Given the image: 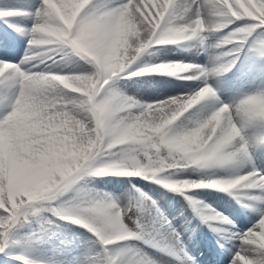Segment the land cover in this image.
Segmentation results:
<instances>
[{"label": "snow or ice", "instance_id": "1", "mask_svg": "<svg viewBox=\"0 0 264 264\" xmlns=\"http://www.w3.org/2000/svg\"><path fill=\"white\" fill-rule=\"evenodd\" d=\"M0 21L2 264H196L168 194L229 264H264V0H27ZM169 46L188 55H157ZM156 76L184 87L122 90ZM105 176L128 186L106 191ZM208 189L250 227L198 200Z\"/></svg>", "mask_w": 264, "mask_h": 264}, {"label": "bare ground", "instance_id": "2", "mask_svg": "<svg viewBox=\"0 0 264 264\" xmlns=\"http://www.w3.org/2000/svg\"><path fill=\"white\" fill-rule=\"evenodd\" d=\"M20 3L22 6L26 5L27 0H0V6H5L8 4L13 3ZM24 19H20L17 22H23ZM24 24V23H23ZM5 30L11 31V29H8L7 24L0 25V32H4ZM25 43L22 39L17 37V44L15 48H13L10 52V55L13 59H19L20 56L23 55L24 52ZM158 56L167 55L170 58L174 56H187V53L179 52L177 49L173 47H169V50L167 53H157ZM199 62H203V58H197ZM138 82L136 83H126L122 85V90L126 92L127 95L134 94V96L144 98L146 95H150V98H153L155 96H159L161 94L171 92V91H181L184 87V82H172L168 80L167 78H164L162 76H156V77H140L137 78ZM137 94V95H136ZM153 96V97H151ZM147 98V99H150ZM262 166H264V161H261ZM99 183L100 187H105V185H109L111 191L119 194L123 189H121L122 183L120 180L112 177H108V179H99L97 182ZM124 185V184H123ZM153 191L151 194L154 196H159L160 193L158 191H155V186H150ZM148 188V187H146ZM148 191V189H146ZM219 192V191H218ZM217 193V192H216ZM222 193V192H219ZM207 200L211 202V204H214V206H217L223 210V208L227 209V215L224 216H231V220L236 224L237 228L239 230H245L246 228L250 227L252 216L249 214H245L243 211H236V208L232 204H223L221 202V197L219 194H212L211 196L207 197ZM161 204L166 208L167 210L171 211L172 213L177 212V217L174 220V224L178 231L182 233V237L184 238V242L187 246L188 252L191 254L192 257L195 258L196 264H229V261L231 259L230 255L225 254L229 248V245L225 243V247L221 249L220 245H217L218 249H215L213 246H209L207 241L211 240L212 238H216L215 234L210 231L207 224H204L206 227H204L203 234L201 235L202 231L201 229L196 227L194 224V216L193 211L190 208L184 209L181 205L182 203H177L175 200V197H173L171 194H168L163 197L161 200ZM206 204V203H205ZM235 206L238 205L234 203ZM183 210V214H181ZM191 211V212H190ZM239 215H238V214ZM192 215V217L190 216ZM198 220V219H197ZM213 220H210L208 223L212 224ZM196 222H199L196 221ZM217 220L215 224H217ZM200 224V223H199ZM203 224V223H202ZM203 237V241H202ZM201 247L204 250L199 254L197 252L198 248ZM234 250V249H233ZM222 260L224 262H222ZM10 263L16 264L15 261H11Z\"/></svg>", "mask_w": 264, "mask_h": 264}, {"label": "rangeland", "instance_id": "3", "mask_svg": "<svg viewBox=\"0 0 264 264\" xmlns=\"http://www.w3.org/2000/svg\"><path fill=\"white\" fill-rule=\"evenodd\" d=\"M19 24H25L26 23V21H23V22H18ZM23 40V39H22ZM23 42H24V40H23ZM25 43V42H24ZM170 47V46H169ZM179 51V50H178ZM179 52H181V51H179ZM183 53V52H182ZM180 56H182V55H180ZM175 57H179V56H174V57H172V58H175ZM162 77H164V76H162ZM164 78H167L168 80H170V81H172V82H174V83H176V82H181V81H177V80H174V79H172V78H169V77H164ZM179 91H171V92H167V93H164V94H161V95H159V96H165V95H175L176 93H178ZM130 96H134V94H129ZM137 95V94H136ZM151 97H153V96H151ZM156 97V96H155ZM147 98H150V95H145L144 96V99H147ZM108 177H112V178H116V179H118V180H120L121 181V183H122V188L121 189H125L127 186H128V178H123V177H117V176H105V177H102L101 179H104V180H106V179H108ZM99 181V180H98ZM133 182L135 183L136 181L135 180H133ZM124 184V185H123ZM98 186L100 187V185H99V183H98ZM154 186V185H153ZM109 185H105V187H104V189L105 190H110L109 189ZM101 188H103V187H101ZM146 189H148V188H146L145 187V191H146ZM122 190V191H123ZM194 191H196V192H198V196H197V199L198 200H201V201H203L204 203H206V205H208L211 209H215V211L216 212H218V213H221V214H223V215H227V209H225V208H223V210L221 209V208H219V207H217V206H214V204H211V202H209L208 200H207V197L208 196H211L213 193L214 194H219L220 195V197H221V202L223 203V204H232V205H234V207L236 208V211H243L242 209H241V207H240V205L238 204V205H236L235 206V204L234 203H236V200H234L231 196H229V195H227V194H225V193H219L217 190H211V189H208V190H194ZM217 192V193H216ZM175 200H176V202L177 203H182L181 205L183 206V208L184 209H186L187 208V205L185 204V202L182 200V198L181 197H179V196H175ZM237 204V203H236ZM166 209V208H165ZM167 210V209H166ZM192 211V210H191ZM190 211V212H191ZM167 213H168V215L170 216V217H177V212H175V213H172L171 211H169V210H167ZM191 213H193V212H191ZM242 213V212H241ZM238 214V213H237ZM239 215V214H238ZM190 216L192 217V215L190 214ZM228 218H231V216H227ZM199 220V219H198ZM197 220V218H194L193 219V221H194V224H195V226L197 227L198 225V228L199 229H201V231H202V233H201V235L203 234V231L205 230V229H203L204 227H206L204 224L205 223H203L202 224V222L199 220V222H196V221H198ZM215 221V220H214ZM217 222L218 223H220V221H218L217 220ZM200 223V224H199ZM212 224H215V222H211ZM204 226V227H203ZM68 231H76V229H74V228H71V229H68ZM183 238V237H182ZM185 238V237H184ZM183 238V239H184ZM202 241H203V237H202ZM207 243H208V245L209 246H213L215 249H218V247H216L217 245H213V244H217V238H212L211 240H209V241H207ZM204 249L203 248H201V247H199L198 248V250H197V252L200 254L202 251H203ZM222 262H224L223 260H222ZM0 264H2V262H0ZM10 264H14V263H10Z\"/></svg>", "mask_w": 264, "mask_h": 264}]
</instances>
